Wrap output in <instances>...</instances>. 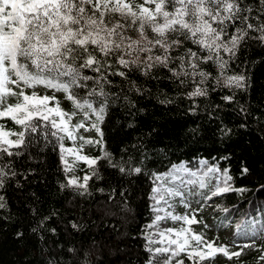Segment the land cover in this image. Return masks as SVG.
Returning <instances> with one entry per match:
<instances>
[{
  "label": "trees",
  "instance_id": "16d2710c",
  "mask_svg": "<svg viewBox=\"0 0 264 264\" xmlns=\"http://www.w3.org/2000/svg\"><path fill=\"white\" fill-rule=\"evenodd\" d=\"M205 70L216 74L215 67ZM226 74L245 75V87L222 88L212 79L204 85L206 96L191 99L187 93L192 86L173 82L167 70H154L147 76L130 73L128 79L139 91L122 78L112 77V84L106 88L119 99L107 107L101 124L105 146L116 160L126 150L142 173L121 176L106 162H100V178L89 180L86 191L61 188L68 175L82 178L90 170L80 162L74 173H65L56 139L51 138L47 146L41 141L38 148L15 159L19 175L0 189L6 200V207L0 209V264H148L152 258L148 251L151 224L158 212L167 217L171 210V196L162 191L154 200L152 188L161 184L171 188L174 179L168 174L178 177L180 169L207 165L227 169L232 187L244 191L204 199L197 212L200 218L196 219L211 215L220 226L253 232L252 226L257 224L261 230L240 240L236 247L229 246L227 238L212 236L209 240L229 246L230 251L253 239L257 246L264 245V47L242 48L229 62ZM38 91L52 95L51 91ZM226 95L233 99L223 100ZM56 96L63 109L72 110L63 94ZM80 118L74 117L73 122ZM0 123L18 130L11 121ZM79 133L96 136L82 129ZM63 143L70 148L74 143L78 146L79 141ZM83 154L101 153L87 146ZM73 159L68 157L70 163ZM244 168L247 173L242 171ZM153 174L168 182H154ZM160 195L168 204L160 200ZM72 224L79 227L73 228ZM182 226L188 227L177 221L176 228ZM191 227L207 234L205 226ZM167 236L166 233L163 243L155 240L152 247L167 246ZM262 252L264 249L259 247L245 248L238 259L229 261L217 254L205 264H264L259 260ZM186 264L191 262L186 260Z\"/></svg>",
  "mask_w": 264,
  "mask_h": 264
},
{
  "label": "snow or ice",
  "instance_id": "6c2138e0",
  "mask_svg": "<svg viewBox=\"0 0 264 264\" xmlns=\"http://www.w3.org/2000/svg\"><path fill=\"white\" fill-rule=\"evenodd\" d=\"M252 45L264 47V0H0V120L18 126L17 130L0 123V189L19 175L15 159L38 148L41 141L47 146L51 138L59 145L65 173H74L80 162L90 170L82 178L68 175L61 188L86 191L89 180L100 178V162L121 176L141 174L143 169L126 150L116 160L105 146L101 124L107 107L119 99L106 88L112 84L111 78L118 76L139 91L128 79L130 73L147 76L154 70H167L173 82L192 86L187 93L190 99L206 96L204 85L212 79L222 88H243L245 75L226 73L238 52ZM206 67H215L216 74ZM38 89L52 95L40 94ZM56 93L71 103V111L61 107ZM222 99L230 102L233 96ZM77 116L81 118L73 122ZM81 129L96 136L81 135ZM65 140L79 144L66 148ZM87 146L98 148L101 154H83ZM69 156L74 157L71 163ZM214 173H219L215 177L218 182L210 188V196L201 193L206 199L244 191L232 187L227 169L209 168L205 175ZM153 180L168 182L156 174ZM199 187L208 184L200 180ZM162 191L168 196L183 195L181 190L161 184L152 188V198ZM160 200L168 204L164 195ZM181 203L190 207L183 199ZM5 207V197L0 195V209ZM167 217L188 227L160 232V243L168 234L165 247H152L157 241L149 236L152 258L148 264H186V260L205 264L217 254L231 261L241 257L245 248L264 249L253 239L230 251L227 245L207 240L203 231L195 232L191 225L202 221L194 215L169 212ZM165 218L157 215L156 221ZM259 260L264 261V252Z\"/></svg>",
  "mask_w": 264,
  "mask_h": 264
},
{
  "label": "rangeland",
  "instance_id": "374dc122",
  "mask_svg": "<svg viewBox=\"0 0 264 264\" xmlns=\"http://www.w3.org/2000/svg\"><path fill=\"white\" fill-rule=\"evenodd\" d=\"M183 183H185V181H183ZM188 186L191 187V184H189ZM190 191H192L191 188H190ZM190 191L186 193L184 189V191H182L183 195L181 197L174 196V198L171 199L172 202L170 204L171 205L170 207L171 210L169 211L170 213H172L173 215H189V216L194 215L195 217H197V212L199 211H193V210L199 209L198 200H197L198 193L190 192ZM182 199L186 201L190 205V207L186 208L183 203H182V206H180V204L178 203H181ZM157 215L164 217V214H162L161 212H158ZM197 218H200V217L198 216ZM201 221L202 223L195 224L197 229L202 228L203 224H207L208 222L206 221L205 223H203V218L201 219ZM176 223L177 221L172 220L170 217H166L165 219L160 220V221H156V218H155L152 224L151 232L148 233V236H151V238L153 239L161 240V236L159 235V233L162 231H165L168 228H176ZM224 233L225 234L229 233V230L224 231Z\"/></svg>",
  "mask_w": 264,
  "mask_h": 264
}]
</instances>
